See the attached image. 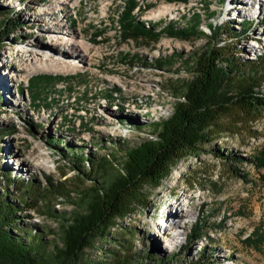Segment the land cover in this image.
Wrapping results in <instances>:
<instances>
[{"label":"rangeland","instance_id":"rangeland-1","mask_svg":"<svg viewBox=\"0 0 264 264\" xmlns=\"http://www.w3.org/2000/svg\"><path fill=\"white\" fill-rule=\"evenodd\" d=\"M135 1L134 17L156 28L170 20L192 21L201 30L189 37L162 30L155 37L124 34L117 21L123 0H0V20L18 21L0 37V169L33 179L39 189H55L49 196L39 190L26 205L17 201L22 208L15 213L19 225L48 229L42 231L48 246L60 244V224L83 207L79 194L92 186L73 167L77 161L61 152L85 157L112 152L119 159L126 146L149 137L152 122L171 111L172 86L189 77L185 56L209 45L208 22L226 27L220 42L229 43L240 61L260 54L255 65L264 76V0H190L175 6L170 0ZM41 53L80 66L29 74ZM259 89L264 93V78ZM208 130L210 140L199 153L180 157L157 186H144L132 211L117 218L104 238H93L75 264L146 251L168 264H264L259 178L264 168L249 160L226 162L211 150L255 154L264 146V107L232 106ZM117 167L107 165L95 178L110 179ZM4 182L0 174V186ZM7 187L8 197L17 200L22 188ZM175 220L181 223L176 230L169 225ZM193 223L198 224L190 228ZM246 237L258 239L244 242Z\"/></svg>","mask_w":264,"mask_h":264},{"label":"trees","instance_id":"trees-1","mask_svg":"<svg viewBox=\"0 0 264 264\" xmlns=\"http://www.w3.org/2000/svg\"><path fill=\"white\" fill-rule=\"evenodd\" d=\"M136 4L135 0H123V6L117 13V21L124 34L155 37L162 30L169 35L189 37L201 30L192 21L177 25L170 20L156 28L154 23H145L134 17L131 10ZM17 24L15 16L1 19L0 37L2 31L5 33ZM207 27L209 32L205 35L209 45L185 56L183 64L189 77L172 86L174 100L171 111L164 118L152 122L149 137L126 146L119 159L112 152L96 157H85L82 152H61L63 158L77 161L74 164L70 160L82 177L92 181V186L89 192L79 194L83 207L72 210L69 218L60 224L59 245L53 242L48 246L50 242L42 237V231L47 232L48 229L35 224L19 225L15 217L16 211L22 208L20 205H26L31 195L41 190L44 192L42 196H49L55 189H39L33 179L23 180L21 176H11L6 172L8 169H0L5 180L0 186V264H75L83 248L90 245L93 238H104L117 218L132 211L144 193V186H157L180 157L199 153L200 145L210 140L209 126L220 114L228 112L232 106L246 111L264 107V93L259 89L264 76L261 68L255 65L260 54L254 56L256 59L246 58L245 63L240 61L229 43L220 42L226 27L220 22H208ZM216 148L211 150L226 162L230 159L237 163L249 160L256 168H264V146L252 156H228ZM84 161L88 165L86 169ZM114 164L118 167L112 178L103 182L95 178L107 165ZM236 173L243 175L237 170ZM259 178L264 194V174L260 173ZM7 185L14 191L22 188V192L16 195L17 200L8 197ZM198 223L191 224L190 228ZM254 239L258 238L246 237L244 242L250 240L252 243ZM92 264H168V261L155 258L146 251L135 256L117 254L110 260Z\"/></svg>","mask_w":264,"mask_h":264},{"label":"bare ground","instance_id":"bare-ground-1","mask_svg":"<svg viewBox=\"0 0 264 264\" xmlns=\"http://www.w3.org/2000/svg\"><path fill=\"white\" fill-rule=\"evenodd\" d=\"M77 1V0H76ZM190 0L186 1L185 3H189ZM64 2H70L73 3V0H64ZM180 3V2H178ZM183 3V2H182ZM177 4H174L172 6H175ZM160 7H170V5L165 6V4H161ZM140 9V8H139ZM160 10V9H159ZM168 12V11H167ZM156 13V12H155ZM156 15V14H154ZM143 16V15H142ZM144 17V16H143ZM153 17H159V15L153 16ZM154 20V19H153ZM68 36V35H67ZM69 38V37H66ZM77 41V40H76ZM65 42L69 43H76L74 40H65ZM79 43V41L77 42ZM35 60L32 61V63L29 65V70L28 73L30 74L33 71L37 70H54V71H59V70H74L78 69L80 64H73V66H70L69 63L66 60L59 59V58H52L49 57L46 53H41L40 55L33 57ZM177 211H179L177 209ZM169 225L173 229H178L181 226L180 220H175L174 222L169 223ZM168 226V223H167ZM169 226V227H170ZM165 227V226H164Z\"/></svg>","mask_w":264,"mask_h":264},{"label":"built area","instance_id":"built-area-1","mask_svg":"<svg viewBox=\"0 0 264 264\" xmlns=\"http://www.w3.org/2000/svg\"><path fill=\"white\" fill-rule=\"evenodd\" d=\"M166 1H168V0H166ZM173 4L172 5H174L175 4V2H183V1H178V0H170ZM188 1V0H187ZM161 4H165V6H168V5H170V3L169 2H166V3H163V2H160V4H158V5H161ZM146 4H144L143 5V7L145 6Z\"/></svg>","mask_w":264,"mask_h":264}]
</instances>
